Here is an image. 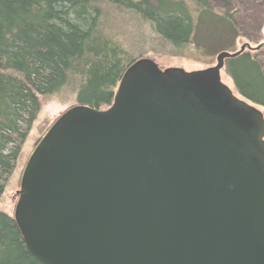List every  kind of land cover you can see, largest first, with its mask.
Masks as SVG:
<instances>
[{
  "label": "water",
  "instance_id": "95a60500",
  "mask_svg": "<svg viewBox=\"0 0 264 264\" xmlns=\"http://www.w3.org/2000/svg\"><path fill=\"white\" fill-rule=\"evenodd\" d=\"M212 66L124 70L39 138L13 218L42 264H264V113Z\"/></svg>",
  "mask_w": 264,
  "mask_h": 264
},
{
  "label": "trees",
  "instance_id": "16d2710c",
  "mask_svg": "<svg viewBox=\"0 0 264 264\" xmlns=\"http://www.w3.org/2000/svg\"><path fill=\"white\" fill-rule=\"evenodd\" d=\"M219 2L220 9L208 0H0V196L42 98L69 90L75 104L112 103L121 75L138 59L115 37L116 16L145 23L167 52L182 55L192 46L218 53L247 36L231 1ZM251 41L261 46L227 59L225 72L240 96L264 109V42ZM0 264H42L13 215L1 210Z\"/></svg>",
  "mask_w": 264,
  "mask_h": 264
},
{
  "label": "rangeland",
  "instance_id": "374dc122",
  "mask_svg": "<svg viewBox=\"0 0 264 264\" xmlns=\"http://www.w3.org/2000/svg\"><path fill=\"white\" fill-rule=\"evenodd\" d=\"M208 1L216 9L221 8L220 0ZM230 1V5H232L231 8H234L233 11L236 10L234 15L240 26L241 32L247 34V36L235 37L232 47L224 51H236L244 43H249L252 47L257 46V44L251 41L252 38L257 36L260 37L259 43L264 42V0ZM112 22V31L115 37L123 44L129 54L135 58H150L161 68L180 67L187 71L203 69L214 65L216 55L219 53L208 51L209 48L200 51L194 50L192 46H189L182 55L170 53L164 49L158 48L157 44L152 42V32L145 23L136 22L133 17H129L126 14L116 16ZM207 37L208 36H205L203 39L206 40ZM221 80L231 89H234L231 79L226 74L225 69L221 71ZM73 105H75L74 94L69 90H63L55 95H50L41 99V109L31 125L30 131L21 148L15 169L8 177L4 192L0 196L1 211L13 215L17 200L16 191L19 189V179L27 157L35 143L44 134L50 124L65 109ZM259 109L264 113L263 108L259 107Z\"/></svg>",
  "mask_w": 264,
  "mask_h": 264
}]
</instances>
